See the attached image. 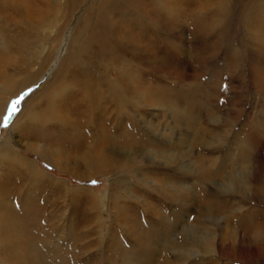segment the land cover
Returning <instances> with one entry per match:
<instances>
[{
	"label": "rangeland",
	"instance_id": "rangeland-1",
	"mask_svg": "<svg viewBox=\"0 0 264 264\" xmlns=\"http://www.w3.org/2000/svg\"><path fill=\"white\" fill-rule=\"evenodd\" d=\"M188 1L189 3H187ZM263 1L261 4H263ZM89 2L90 0H0V90L2 91L5 86L1 78L3 76L12 78L13 83L16 85H23V81L25 83L29 76L39 73V80L30 88L17 93L18 91L14 86L10 90V94L0 95V103L6 98L8 101L3 114L0 115V146L2 144L6 145L12 152L17 153L28 163L36 166L41 173L36 172L37 175L24 169L23 171L17 167L13 168L7 162L0 163V214L3 216L7 213L5 218H9L24 204L30 216L28 218L22 217L26 222L18 217L16 223L28 224L30 222L29 227L37 222L41 224L40 228L41 230L43 228L44 231L43 248L47 264H123V256L132 255L136 257L137 253H141L144 240L150 241L151 237L159 236V232L162 235L166 234V240L172 237L175 232L172 231L173 233L170 234L171 231H165V228L169 224H173L174 218L181 217L182 220L184 218L183 221L188 225H197V222H202L204 218L203 216L200 217L201 214L199 213V209H202V207L196 206L198 205L196 201L199 199V201L205 199L203 207L215 208L220 196L213 192L218 189L217 185L221 183L223 178L218 176L219 172L214 174L215 168L212 167L214 160L215 162L226 161L229 165L228 171H230L234 169H232L231 164H234L233 162L238 164V159L245 152H248L249 159L246 165H249V174L253 173L252 166L257 156L263 158L264 165V145L257 143L264 142V10L254 11L257 6L249 5L247 0H230L235 19L233 25L229 28L230 33L226 37L231 48H226L225 45L219 46L217 50L212 48L219 38H223V30L221 31L218 27L219 21L216 20L217 16H215L216 10L219 9V3L216 0L176 1L177 4L175 3V8L173 7L175 10L172 9L173 13L167 17V20L175 21V26L173 25L171 28L172 31H176L178 34L184 31V44L177 40L174 32L167 30L166 32L165 29L162 30L161 26H158L157 43L158 45L161 44L160 47L164 53L157 52L158 54H155L159 65L155 69L157 77L154 75V80H151L153 84L164 85L168 90H172L173 87L175 90L178 88L184 90V93H181L178 97L187 103L182 104L181 107L184 108L186 105L191 112L190 119L192 120L189 119L187 125L186 121L184 123L179 121L181 117L179 112L173 115L164 107L143 105L138 113L134 112L139 127L133 128V130L130 129V125L129 128L127 127L134 134L132 138H129L131 140L126 138L130 132L127 128L122 127L124 123L122 121L119 123L117 120L109 121L106 119L104 122L95 120L97 125L94 124V126L96 125L94 129H91L92 125L91 128L83 130V121L87 117L85 110L71 111L67 108L73 102L74 96L70 97V95L68 97L61 96L56 100L55 110L57 111L55 114L59 116L66 115L64 124L67 128L70 127L72 122L78 125L79 128L76 134L68 136L62 130L60 123L50 122V124H47V122L45 124L44 120L41 119L43 117L38 114L33 119H29V115L33 112H46V102L38 93L52 76L53 79L51 78L52 81L50 79L49 82L53 83L66 60L70 45L68 48L66 45H62V38L64 35H68L67 33L70 32L71 28L75 27L71 38L78 41L80 37L78 34H80V31L82 32V25L94 21L101 0H94L91 5L88 4ZM244 5L251 6L253 10L248 18L242 21L239 16H242L241 9ZM195 19L207 21L204 22L206 24L202 27L204 29L201 28V31H204L210 41L206 46L202 44L203 50L201 49V52L200 47L196 46L199 40L190 39L189 31L192 29L191 25ZM188 42L191 44V48H189ZM176 44L183 46L185 55L179 54L178 57L176 52L180 47ZM44 45H47V49L41 57L45 61L36 63ZM201 53L204 54L202 56L204 61L202 60L200 65ZM163 57L167 58L163 61L161 60ZM49 60L50 62H48ZM94 63L95 65L98 64V67L101 66V72L108 74V77H114L111 74L112 72L116 73L114 70L110 69L111 72L107 73L102 65L98 62L96 64L95 60ZM184 63L186 67H184ZM115 64L113 63V66H116ZM94 75L96 78H103L99 72H95ZM183 77L184 79H181ZM115 78H117V75H115ZM191 87L194 90H191ZM29 89L32 91L29 92ZM24 93H28V95L24 97L19 105L20 111L10 121L9 127H3V116L7 114L11 102ZM189 95L190 97H188ZM32 99H34L35 111L33 108H25ZM165 99L170 102L168 98ZM196 99H198L199 109L193 105L192 100ZM74 101H76V97ZM100 122L103 125L101 127ZM116 125H120L121 129H115ZM95 128L101 129L97 138L93 137L91 139V136L87 138ZM81 130L86 138L80 140L75 137H78L77 134L80 136ZM104 135L109 140L98 142V137ZM58 136H63V138H58ZM181 139L185 140V150L189 149L191 152L190 159L192 161L196 159L205 160L207 168L212 171V174L209 175L211 177H208L205 181L197 179L196 176L187 178V181L197 185L196 189L200 191L199 197L197 196L196 199L191 196L188 206L186 205L187 209L178 202H173L170 198L165 199V196L150 187H148L150 191L147 188L139 187L136 185L138 182L135 180L130 187L128 185L129 194L132 198H115L114 194L118 193L121 188V181L122 185L123 182L125 184L130 181L128 177L123 176L124 168L129 166L128 159L120 156V159L113 158L111 156L113 151L119 150L122 154L136 155L139 153L138 148L140 147L139 149L144 153L153 150L178 152L177 148L180 146ZM222 141L225 142L224 146L218 144ZM237 144H239V147ZM43 148L49 150L48 160L30 151L42 150ZM263 165L260 167L261 170L259 168L256 170V175L258 174L256 182L253 181L254 176L252 174L251 179L253 182H249L251 188L264 183ZM144 168V172L142 170L136 173V178L143 179L147 173L148 178L152 182L155 180L154 185L157 186L178 179L179 172L175 171L173 166H170V168L164 167L161 170L163 167L147 162ZM237 170L235 167L232 172H237ZM91 181H98V184L93 185ZM228 199L231 201L230 206L234 205L235 209L242 208L245 205L240 198L231 196ZM6 205L7 207H5ZM250 205L255 207L258 204L251 201ZM261 208L264 209V205ZM223 215L225 216V214H221L220 217L222 218ZM101 220L103 226L100 233L97 230V225ZM203 225L209 229V234L217 237L222 235V232L230 224L226 226L222 220L215 225L213 221L205 219ZM261 225L260 229L258 228L256 238L250 234L246 235L245 246L249 250L248 257L250 259L252 258L253 261L258 259L259 264H264V228ZM156 231L157 233H155ZM10 239L12 240V238L7 237L1 241L0 260L2 261L0 264H19L18 260L13 257V247L16 244L13 242L14 240L8 244V247L5 246ZM151 248L149 247V249ZM109 253L111 254L109 255ZM239 257L240 255L233 251L220 258L214 257L213 264H249L238 262Z\"/></svg>",
	"mask_w": 264,
	"mask_h": 264
},
{
	"label": "bare ground",
	"instance_id": "bare-ground-1",
	"mask_svg": "<svg viewBox=\"0 0 264 264\" xmlns=\"http://www.w3.org/2000/svg\"><path fill=\"white\" fill-rule=\"evenodd\" d=\"M93 1L94 0H90V2L88 4L89 5L93 4ZM176 1H178V0H101L100 7H99L98 11H96V17H95L94 21L92 23L89 22V24L82 25L83 26L82 32L80 31L79 32L80 34H78V35H80V37L78 38V41L73 40L71 38V36L73 35L72 31L75 27L73 29L71 28L69 30L70 32L68 31L69 33H67L68 35L67 36L64 35V37L62 38V41H61L62 45H66L67 48L70 45L69 46L70 49L67 53L66 60H65V62L63 61L64 64H63L62 68L61 69L59 68L60 71L58 73V77L54 79L53 83L49 82L50 79L53 77L52 76L50 79H48V81L46 82L44 87L38 93V95H40L41 98H43V101L46 102V109H45L46 112H44V113L33 112L31 115H29L30 116L29 119H33L34 116L36 114H38V115H40V117H43L41 119L44 120L45 124L47 122H48L47 124H50V122L60 123L62 130L65 131V133L68 136L76 134L78 131V128H79V127H77L78 125H75L72 122L71 125L69 124L70 127L67 128V127H65L66 125L64 124L65 119H66V115L59 116L58 114H55L57 111V110H55L56 100L61 96H64V97L67 96L68 97L70 95V97L74 96L73 102L70 105H68L67 108H69L71 111H75L78 109H83V111L85 110V114L87 117L83 121V125H82L83 130L91 128L92 125L93 126L91 129H94V127L97 125L95 120H99V121L104 122L106 119H108L109 121L110 120L111 121L117 120V122H119V123H120V121H122V122H124L122 125V127L124 129L127 127L129 128V125H130V129L133 130V128L139 127V125L137 124L138 120L136 119L135 113H138L143 105L161 106L162 108L164 107L165 109L169 110L173 115H175L179 112L181 114L179 121L182 123H184L186 121V125H187V122L191 118V115H190L191 112L189 111L188 106L185 105L184 108L181 107L182 104H184V103L187 104V103L178 97V95H180L181 93H184V90L182 88H178L177 90H175L174 87H173V89L175 91L172 88H171L172 90H168V89H166V87H164V85L162 86L158 83H154V84L152 83V80H154L153 77L156 76L155 69H157V65H159V64H157V56L155 54L157 52H159V53L163 52L164 53L163 49L160 47L161 44L158 45V43H157L158 26H161L162 30L165 29L164 31H166V30L172 31L171 28L174 25L175 21L174 22H172L171 20L168 21L167 17L171 16V13H173V11L175 10L174 9L175 3L177 4ZM216 1L219 3V9L216 10L215 16H217V18H218V19L216 18V20L219 21L218 27L221 29V31L223 30V33H222L223 38H219L218 41H216V43H214L215 44L214 47H212L213 49L217 50V48L221 45H225L226 48L231 46V45H228V41H227L226 36L229 35V33H230L229 28L234 23L233 21L235 19V14H234V9L231 6L230 0H216ZM247 1H248L249 5L252 4V5H254V7L257 6L254 11L258 12V11L264 10V1L263 0H247ZM262 1H263V4H261ZM187 3H189V1ZM169 9H171V10H169ZM172 9H173V11H172ZM252 10L253 9L251 6L244 5V7L241 9L242 16H239V18L242 19V21L246 20L248 18V16L250 15V12ZM172 20H173V18H172ZM205 21L206 20H203V19H200V21L195 19V21H193L192 25L190 24L192 26V29L190 31L188 30L190 32V39L199 40V43H198L199 45L196 43V46L200 47L199 48L200 52L202 49V44L203 45L205 44V46H206L209 44V41H210V38H208V36H206L204 34V31L203 30L201 31V28L204 27V25L206 24V23H204ZM181 22L183 23V21H181ZM180 24H179V26H180ZM208 24H207V26H208ZM181 26H182V24H181ZM202 29H204V28H202ZM172 32H174V31H172ZM183 32L184 31H182V33H180V34L176 33V31L174 32V35L177 38V40H179L181 42H183L185 39ZM159 37H161V36H159ZM161 43H163V42H161ZM183 44H184V42H183ZM193 44H195V43H193ZM176 45H178V44H176ZM188 45H189V48H191L190 47L191 44L189 43ZM169 46H171V45H169ZM205 46H204V48H206ZM178 47H180L178 52H176V53H178V57H179V54L185 55V49L182 48L183 46L181 47V45L180 46L178 45ZM198 47H197V49H198ZM167 48H168V46H167ZM46 49H47V45H44L42 48V51L38 55V59H37L36 63H39L41 61L42 62L45 61V59L42 60L41 55L43 54V52ZM174 50H176V49H174ZM207 50H209V49H207ZM189 52H190V50H189ZM186 53H188V52L186 51ZM207 53H205V54H207ZM203 55L204 54H202L200 56V59H199L200 65L202 64L201 61L203 60V57H202ZM195 56H197V55H195ZM165 58H167V57H163L161 60L164 61ZM94 60L96 61V64L98 62L100 65H102L106 69L107 73L111 72L110 69L114 70L116 73H113V72L111 73L112 75H114V77L110 78L111 76L108 77V74L101 72V66L98 67L97 66L98 64L95 65ZM186 61H188V60H186ZM48 62H50V60ZM48 62H47V64H48ZM106 62H108V63H106ZM183 62H184V60H183ZM113 63L114 64L116 63L115 64L116 66H113ZM177 63H178V61H177ZM185 63H184V67H186ZM112 66H113V68H112ZM182 66H183V64H182ZM164 67H165V65H164ZM204 68H205V66H204ZM183 70H184V68H183ZM95 72L101 73L103 78H96L94 75ZM144 72H146V73H144ZM103 74H104V76H103ZM194 74H195V72H194ZM115 75H117V78H115ZM183 75H185V74H183ZM179 77H180V75H179ZM1 78H2V81L5 84V86L3 85L4 87L2 88V91L0 90V95L1 94L4 95V94L9 93L10 90L12 88H14V86L17 89L16 91H18L17 93L22 92L23 90H25L27 88H30L31 86H33V84H35V82H37V80H39V73H37L36 75L29 76L26 79L25 83L23 81V85L17 84L18 86L15 83H13L12 78H10L9 76H3ZM188 78H190V77H188ZM52 79H51V81H52ZM181 79H184V77ZM198 86H200V85H198ZM191 90H194V89H192V87H191ZM71 92H73V93H71ZM130 95H133V96L131 97ZM184 96H186V95H184ZM75 97H76V101H74ZM188 97H190V95ZM165 98H168V100L170 102H168ZM34 99H32V101H29V103L26 105L25 108H27V109L33 108L35 111V106H33ZM200 99H202V98H200ZM197 100L198 99L192 100V101L194 103L193 104L194 107L199 109V107H198L199 105H198ZM6 102H8L7 98L2 103H0V115L3 114ZM63 108H66V107L63 106ZM49 109L51 111H47ZM60 109H61V107H60ZM193 110H195V109H193ZM203 111H204V109H203ZM192 112H195V111H192ZM193 118H195V117H193ZM49 119H51V120L49 121ZM77 119H79V118H77ZM144 119H145V117H144ZM190 120H192V119H190ZM39 121H42V120H39ZM193 121H195V120H193ZM95 123H96V125L94 126ZM99 124H100V127L103 126L101 124V122ZM188 125H190V124H188ZM185 127H187V126H185ZM123 128H122V130H123ZM146 128H148V127H146ZM156 128H158V127H156ZM115 129L120 130L121 129L120 125H116ZM262 130H263V128H262ZM257 131H258V128H257ZM71 132H74V133L72 134ZM81 132L82 133L80 134V136H79V134H77L78 137H75V138H78L80 140H81V138H83V139L86 138L85 134L83 133L82 130H81ZM89 132H90V130H89ZM100 132H101V129L95 128V130H93V133H89L90 135H88L87 138H89V136H91L90 137L91 139L93 137L97 138V135H98V133L100 134ZM112 132H115V131H112ZM120 132H118V133H120ZM128 132H130V133H128L129 135L127 134L126 138L127 139L132 138V136L134 135L133 131L129 130ZM108 134H106V135H108ZM120 135H122V134H120ZM123 135H125V134L123 133ZM254 136L256 137L255 134H254ZM259 136H258V138H259ZM58 138H63V136L62 137L58 136ZM58 138H56V139H58ZM64 138H65V136H64ZM120 138H121V136H120ZM163 138H164V136H163ZM73 139H74V137H73ZM123 139H124V137H123ZM106 140H109V139L107 137H105V135L98 137V142H105ZM129 140H131V139H129ZM126 142H128V141H126ZM135 143H133V144H135ZM179 143H180V146L178 144L179 147L177 148L178 152L173 149L175 152H170L168 150L167 151H164V150L163 151L162 150L161 151H159V150L154 151L153 150V151H147L146 153H144V151H141L139 149L140 147L138 148L139 153L136 155H134V154L130 155L129 153H126V152H125L126 154H122V152L119 150L113 151L111 153V156L113 158L120 159V157H123V158L128 159L129 166H128V168H124L123 176L128 177L129 181H130V182H126L125 184L123 182V185H122V181H121V183H120L121 188L118 191V193L119 192L120 193L114 194L115 198L116 197H117L116 199L132 198V196H130V194H129L128 185L130 187V185H132L131 183L134 182V180H135L138 182V184L136 183V185H138L141 188H147L148 189V187H150V188H152V190L158 191L163 196H165V199L170 198L171 200H173V202L176 201V203L178 202L179 204H181L182 207H186V205L188 206L191 196H194L193 198L196 199V197L200 194V191L199 190L197 191V189H196L197 185L191 184V183H189V181H187L189 179V177L190 176H196L197 179L205 181L208 179L209 175L212 174V171H210V168H207V166L205 164V160H202V159L197 160L196 159V160L192 161V159H190L191 152L189 149L185 150L186 143H185L184 139H181V142H179ZM219 143L222 146L225 145L224 141L218 142V144ZM257 143H260L262 146L264 145V142H257ZM128 144H130V143H128ZM243 144H242V146H243ZM237 145L239 147V144H237ZM128 146H131V145H128ZM163 147H164V145H163ZM263 149H264V146H263ZM236 150H237V147H236ZM30 151L37 153L40 157H42L45 160L49 159V157L47 155L49 153V150H47V149L43 148L42 150H30ZM258 151H259V149H258ZM260 152H261V149H260ZM236 153H237V151H236ZM254 155L256 156V154H254ZM248 159H249L248 152H245V154L243 156H241L240 159H238L239 160L238 164L235 162H233L234 164H231L232 169L233 168L235 169V167L238 169L237 172H232L234 169L228 171L229 165L227 164L226 161L221 160L219 162H215V160H214L212 163V167L215 168L214 174L219 172L220 174L218 176L219 177L221 176L223 178L221 183L217 185L218 189L215 192H213L216 195L218 194L220 196V200H219L218 204L215 206V208H212V207L205 208V207H203V204L205 203V199H204V201L202 200L203 202L199 201L200 199L199 200L197 199L198 201H196V203L198 202L197 204L199 206L198 205H196V206L202 207V209H199V213L201 214L200 217L203 216V218H204V220L202 222H200V223L197 222V225H194V224L188 225L185 221H183L184 218H183V220L181 217L180 218H177V217L174 218L175 219V220L173 219L174 222L172 221L173 224L171 223L168 225V227L165 228V231H169V232L171 231L170 234L173 233L172 231L175 232L172 237H170L168 240H166V238H165L166 234L162 235L159 232L158 234H160V235L159 236L157 235L155 237H151L150 241L144 240L143 244H142L143 250L141 251V253L140 254L137 253L136 257L135 256L133 257L132 255L123 256L122 257L123 258V264H186V263L187 264H213L214 257L220 258L222 256H225L226 254H230L233 251H236L238 253V255H240L239 260H237L238 262H247L249 264H259L258 259L253 261L252 258L250 259L248 257L249 250L245 246V243H246L245 237H246V235L250 234L252 237L256 238L258 228L260 229V224H262L261 227L264 228V209L261 208V206L264 205V183L259 184V185L256 184L257 187H253V188H251V185L249 184V182L250 183L253 181L256 182V178L258 177V174L256 175V170L258 168H259V170H261L260 167H262V165H263V158H260L258 156L256 159L254 158L255 162L253 163V166H252L253 167V173H250V174H249V171H250L249 165H246V162L248 161ZM51 161H52V159H51ZM3 162L10 163L11 167H13V168L17 167V168H20L21 170L24 169V170L29 171L30 173H33V174H37L36 172H39L36 166H33V165H31V163H28L27 160L20 157L17 153L12 152L9 149V147H7L4 144H2L0 146V163H3ZM147 162H150V163L154 164L155 166L157 165L159 167H163V168H161V170H163L164 167L170 168V166H173L175 171L177 170L179 172L177 181L172 182L169 179L170 181L167 180L168 182L165 183L164 185L157 186V185H154L155 180H153V182H152V180H150L148 178L147 173H146V175H144V173H143V175H144L143 179H137L136 173L145 169L144 166ZM117 166H118V164H117ZM263 167H264V165H263ZM144 171L145 170H143V172ZM252 174L254 176L253 181L251 179ZM30 175H32V174H30ZM37 175H35V176L37 177ZM213 179H214V177H213ZM200 182H202V181H200ZM214 184L216 185V183H214ZM117 189H119V188H117ZM149 191H148V193H149ZM125 193H127L128 195ZM231 196H233L235 198H240L245 203L244 207L235 209L233 207L234 205L230 206L231 201H229L228 197L231 198ZM27 199L28 198L26 197V200ZM191 201L193 202V200H191ZM251 201L256 202L259 206L257 205L255 207H252L250 205ZM1 202H3V201H1ZM206 202H208V201L206 200ZM181 206L179 205L180 208H181ZM5 207H7V205ZM187 208L188 207H186L185 209H187ZM26 209L27 208H25L24 204L21 205L19 210H17L11 217L7 216L9 218H5L6 217L5 215H7V213L3 216L0 214V236H1L0 237V244H1V241L3 240V238L9 237V238H12V240H14L13 242H15L16 244L13 247V249H14V253H13L14 256L13 257H15L18 260L19 264H47V261L45 258V252H44V248H43V244H44L43 228L41 230V228H40L41 224H38V222L35 225L34 224L30 225V227L28 226L30 222H28V224L23 223V222H26L25 220H23V218H26V217L28 218L30 216V214L28 213V209L27 210ZM149 211H150V209H149ZM180 212L182 213V211H180ZM2 214H4V213H2ZM221 214H225V216L223 215L221 218L220 217ZM162 215H163V213H162ZM18 217L19 218L23 217L22 218L23 224L21 222H20L21 224L16 223ZM205 219L208 221L209 220L213 221L215 223V225H217L222 220H223L224 225H226V226L229 224L230 225L226 227L225 231L222 232V235H219L216 237V236H212L211 234H209V229L204 227L203 222L205 221ZM26 220H28V219H26ZM159 225H160V223H159ZM32 226H34V227H32ZM102 226L103 225H102V220H101L100 222H98V225H97V230L100 233L102 230ZM218 227H220V226H218ZM141 231H142V229H141ZM155 233H157V231ZM177 234H179V235H177ZM176 235L179 237L177 238ZM131 236H133V235H131ZM132 239H133V237H132ZM10 240H9V242L6 243L7 244V245H5L6 247H8L9 246L8 244L12 242V240L11 241ZM0 246H2V245H0ZM149 247H152V248L149 249ZM129 251H131V250H129ZM122 252H124V251H122ZM112 253H114V252H112ZM110 254L111 253H109V255ZM1 257H3V256H1ZM1 261L2 260H0V262ZM9 264H11V263H9Z\"/></svg>",
	"mask_w": 264,
	"mask_h": 264
},
{
	"label": "snow or ice",
	"instance_id": "snow-or-ice-1",
	"mask_svg": "<svg viewBox=\"0 0 264 264\" xmlns=\"http://www.w3.org/2000/svg\"><path fill=\"white\" fill-rule=\"evenodd\" d=\"M32 90L29 89V92H31ZM28 95V93H24L22 94L19 98L13 100L11 102V106L10 108L7 110V114L3 116V127L7 128L9 127V123L10 121H12L13 117L16 115L17 112L20 111L19 105L21 104V102L24 100V97ZM91 183L93 185L98 184V181H91Z\"/></svg>",
	"mask_w": 264,
	"mask_h": 264
}]
</instances>
